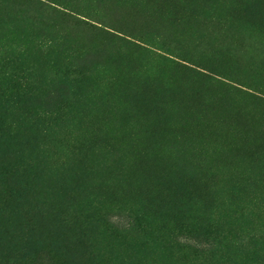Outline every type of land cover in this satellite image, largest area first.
<instances>
[{
	"label": "rangeland",
	"instance_id": "rangeland-1",
	"mask_svg": "<svg viewBox=\"0 0 264 264\" xmlns=\"http://www.w3.org/2000/svg\"><path fill=\"white\" fill-rule=\"evenodd\" d=\"M264 264V0H0V264Z\"/></svg>",
	"mask_w": 264,
	"mask_h": 264
},
{
	"label": "trees",
	"instance_id": "trees-1",
	"mask_svg": "<svg viewBox=\"0 0 264 264\" xmlns=\"http://www.w3.org/2000/svg\"><path fill=\"white\" fill-rule=\"evenodd\" d=\"M32 264H35V263H32Z\"/></svg>",
	"mask_w": 264,
	"mask_h": 264
}]
</instances>
